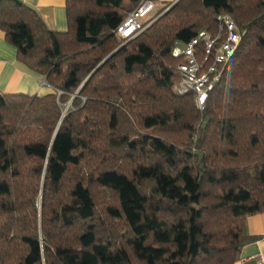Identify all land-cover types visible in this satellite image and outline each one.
<instances>
[{
  "label": "trees",
  "instance_id": "obj_1",
  "mask_svg": "<svg viewBox=\"0 0 264 264\" xmlns=\"http://www.w3.org/2000/svg\"><path fill=\"white\" fill-rule=\"evenodd\" d=\"M142 1L66 0L59 33L0 0V31L53 90L0 94V264H234L251 241L246 218L264 211V0H179L117 40ZM225 14L243 35L199 111L173 92L171 52L215 36Z\"/></svg>",
  "mask_w": 264,
  "mask_h": 264
},
{
  "label": "built area",
  "instance_id": "obj_2",
  "mask_svg": "<svg viewBox=\"0 0 264 264\" xmlns=\"http://www.w3.org/2000/svg\"><path fill=\"white\" fill-rule=\"evenodd\" d=\"M155 9L156 0H143L118 27L116 36L130 40L138 35L152 23L143 26ZM217 22L219 27L215 36L200 31L187 44L175 43L171 52L172 57L180 61L176 67L179 79L173 92L177 96L193 93L199 111L204 110L209 93L219 82L243 35L229 15L219 16ZM258 264L264 263L259 260Z\"/></svg>",
  "mask_w": 264,
  "mask_h": 264
},
{
  "label": "crops",
  "instance_id": "obj_3",
  "mask_svg": "<svg viewBox=\"0 0 264 264\" xmlns=\"http://www.w3.org/2000/svg\"><path fill=\"white\" fill-rule=\"evenodd\" d=\"M34 10L46 26L54 32H66V0H18ZM173 3L176 0H156ZM156 9L157 6H156ZM43 78L29 70L17 58L14 46L8 43L0 31V94L45 96L52 88L42 84ZM246 235L251 241L244 245L234 264L264 263V211L248 216L245 221Z\"/></svg>",
  "mask_w": 264,
  "mask_h": 264
},
{
  "label": "rangeland",
  "instance_id": "obj_4",
  "mask_svg": "<svg viewBox=\"0 0 264 264\" xmlns=\"http://www.w3.org/2000/svg\"><path fill=\"white\" fill-rule=\"evenodd\" d=\"M156 6H157V8L158 9H155V11H154V13L152 14V16H150L149 18H148V20H146V22L148 23V21H150L151 19H154V18H156V17H158L157 15H158V13H163L166 9H167V3H164V2H160V1H158V2H156ZM160 14V15H161ZM145 22V23H146ZM144 23V24H145ZM117 40H120V39H117ZM66 109L67 108H65L64 109V112L66 111Z\"/></svg>",
  "mask_w": 264,
  "mask_h": 264
},
{
  "label": "water",
  "instance_id": "obj_5",
  "mask_svg": "<svg viewBox=\"0 0 264 264\" xmlns=\"http://www.w3.org/2000/svg\"><path fill=\"white\" fill-rule=\"evenodd\" d=\"M179 0H176L169 6L159 17L163 16L165 13H167Z\"/></svg>",
  "mask_w": 264,
  "mask_h": 264
}]
</instances>
